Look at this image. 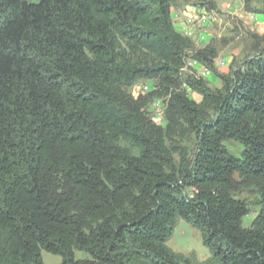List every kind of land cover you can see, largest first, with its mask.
Here are the masks:
<instances>
[{
	"label": "trees",
	"instance_id": "1",
	"mask_svg": "<svg viewBox=\"0 0 264 264\" xmlns=\"http://www.w3.org/2000/svg\"><path fill=\"white\" fill-rule=\"evenodd\" d=\"M175 5L217 8L0 0V264H264V33L212 87L189 62L216 72L218 49L175 30ZM178 218L207 259L167 246Z\"/></svg>",
	"mask_w": 264,
	"mask_h": 264
},
{
	"label": "rangeland",
	"instance_id": "2",
	"mask_svg": "<svg viewBox=\"0 0 264 264\" xmlns=\"http://www.w3.org/2000/svg\"><path fill=\"white\" fill-rule=\"evenodd\" d=\"M217 8L215 10H205L204 13L208 17V22L205 28L200 27L199 25H192L191 27H198L200 32L196 35L189 33L188 35H193L192 38L196 40H202L201 44L206 45L208 43L214 44L218 49V56L214 60L215 71H211L210 75L205 76V79L209 82L212 87H219L220 81L217 77V73H226L232 64H236L244 56V45L248 39L246 36L247 32H257L259 26H261V21H258V18L264 21V14L252 11V13L245 12L243 8L239 7L241 0H214ZM192 5H175L173 9L182 14L185 12L186 16H183V19L188 15H195L198 19V12L192 8ZM198 6V10H200ZM232 11H236L232 14ZM251 16L256 18L254 23L251 19ZM260 22V23H259ZM206 35L209 34V40L198 39L201 32ZM264 33V32H263ZM262 33V34H263ZM223 62V64H222ZM189 65L196 69L197 73L201 75L204 66L199 64H194L189 62ZM148 84L145 82H139L136 86H133L130 91L138 92L140 89L143 90V87ZM146 91V90H145ZM189 97L192 100L200 101L201 96L188 90ZM164 103L161 100H156L150 105L151 115H162L164 110ZM228 147L233 148V150L238 151L239 146L236 143L228 144ZM242 197H245L250 201L251 197L248 194H243ZM250 203V202H249ZM257 207L253 204H250L249 213L242 218V226L248 227L252 222L253 218L256 216ZM167 246L175 252H180L185 255L193 254L198 261H203L210 256V252L206 246H204L201 238L200 231L193 227L190 223L185 221L182 218H178L175 222V225L172 230V234L167 241ZM75 257L77 259L86 258L87 255L84 252L76 251ZM41 259L43 264H60L61 257L48 253L44 250H41Z\"/></svg>",
	"mask_w": 264,
	"mask_h": 264
},
{
	"label": "crops",
	"instance_id": "3",
	"mask_svg": "<svg viewBox=\"0 0 264 264\" xmlns=\"http://www.w3.org/2000/svg\"><path fill=\"white\" fill-rule=\"evenodd\" d=\"M239 7L241 8L242 4H240ZM195 12H198V13L202 12L203 14H205L203 9L197 10ZM234 13L236 14L237 12L232 11V14H234ZM183 14H186V13L184 12ZM183 14L181 12H177V10H175V9H172L171 17H172V22H173V26H174L175 30H177L180 33L184 32L187 34L189 31H191L189 33H193V35L198 34L200 32L199 28L195 27V26L191 27L190 24H188L186 22L187 17H185L183 19ZM198 15H200V13ZM236 15H238V14H236ZM262 17H264V16H262ZM258 21H261V26H259V30H257V32L259 34H262L264 32V21L261 20L260 18H258ZM193 35H190V36L192 37ZM206 39L209 40V34L208 33L205 35L204 40H206ZM193 41L196 44V46H199V47L204 46L203 44H201L202 40H196V38H195V39H193Z\"/></svg>",
	"mask_w": 264,
	"mask_h": 264
},
{
	"label": "built area",
	"instance_id": "4",
	"mask_svg": "<svg viewBox=\"0 0 264 264\" xmlns=\"http://www.w3.org/2000/svg\"><path fill=\"white\" fill-rule=\"evenodd\" d=\"M193 8H194V10H198V6H194ZM199 13H200V15H202V19H203V21H204V16H205V15H203L202 12H199ZM183 16H186V15L183 14ZM188 19H190V16H187V20H188ZM251 19H252V21H253L254 23L256 22V18H255V17L251 16ZM193 63H194V64H199V63L194 62V61H193ZM199 65H200V64H199ZM210 74H211V70L208 69V68H206V67H204V69H203L202 72H201V76L205 77V76L210 75ZM143 89L148 90V89H149V86H148V85H145V86L143 87ZM154 120H155L156 122H159V123H160V122L162 121V115H160V116L155 115V116H154ZM162 123H163V122H162Z\"/></svg>",
	"mask_w": 264,
	"mask_h": 264
},
{
	"label": "bare ground",
	"instance_id": "5",
	"mask_svg": "<svg viewBox=\"0 0 264 264\" xmlns=\"http://www.w3.org/2000/svg\"><path fill=\"white\" fill-rule=\"evenodd\" d=\"M203 15H205V14H203ZM188 16H190V19H188V20L186 19V22L188 24H190V26H192V25H195V26L199 25L200 27L205 28V26L207 25L208 17L206 15L204 16V21L202 19V15L201 16H198V19L196 18L195 15H188ZM204 37H205V34L202 31L201 32V35H199L198 39H203ZM222 64H223V62H222Z\"/></svg>",
	"mask_w": 264,
	"mask_h": 264
}]
</instances>
